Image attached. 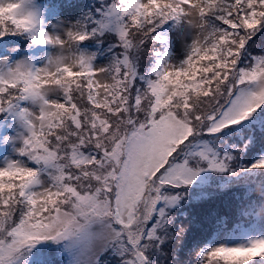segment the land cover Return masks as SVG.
Returning <instances> with one entry per match:
<instances>
[{
	"label": "snow or ice",
	"instance_id": "snow-or-ice-1",
	"mask_svg": "<svg viewBox=\"0 0 264 264\" xmlns=\"http://www.w3.org/2000/svg\"><path fill=\"white\" fill-rule=\"evenodd\" d=\"M0 264H264V0H0Z\"/></svg>",
	"mask_w": 264,
	"mask_h": 264
}]
</instances>
